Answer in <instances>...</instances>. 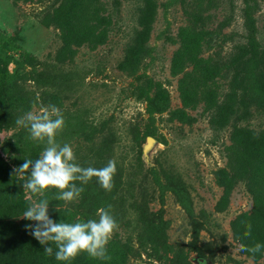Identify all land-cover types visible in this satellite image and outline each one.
<instances>
[{
	"label": "rangeland",
	"instance_id": "1",
	"mask_svg": "<svg viewBox=\"0 0 264 264\" xmlns=\"http://www.w3.org/2000/svg\"><path fill=\"white\" fill-rule=\"evenodd\" d=\"M48 105L77 163L117 162L111 191L93 178L71 203L44 194L56 222L111 206V259L79 264H264L241 249L264 244V0H0V191L9 170L41 199L14 169L46 144L16 120ZM27 200L0 264L26 240V264H58Z\"/></svg>",
	"mask_w": 264,
	"mask_h": 264
},
{
	"label": "clouds",
	"instance_id": "2",
	"mask_svg": "<svg viewBox=\"0 0 264 264\" xmlns=\"http://www.w3.org/2000/svg\"><path fill=\"white\" fill-rule=\"evenodd\" d=\"M16 125L28 130L29 139L46 144L37 159H26L14 169L21 178L28 173V178L23 183L25 192L41 197L39 200L26 197L30 203L22 217L38 222L26 226L30 234L45 246L44 252L48 256L54 254L58 261L69 262L82 253H87L94 259H111L107 246L119 224L110 211V205L98 210V219L56 222L49 215V200L43 197L47 190L55 188L59 190L56 200L71 203L78 200L84 192V187L78 186L77 182L84 185L93 178L104 190L111 191L117 173L116 160L110 159L100 168L83 167L77 163L72 145L57 142L56 137L63 131L66 121L63 112L56 105L42 106L38 112L29 111L17 118ZM243 235H251L250 223L246 225ZM50 242L56 247L55 253L53 247L48 246ZM241 249L256 254L264 249V244H242Z\"/></svg>",
	"mask_w": 264,
	"mask_h": 264
},
{
	"label": "trees",
	"instance_id": "3",
	"mask_svg": "<svg viewBox=\"0 0 264 264\" xmlns=\"http://www.w3.org/2000/svg\"><path fill=\"white\" fill-rule=\"evenodd\" d=\"M13 42V40H12ZM11 48L9 44L4 46L5 48ZM6 177H8L11 187L6 186L7 189L5 191H0V237H6L9 239V235L23 234L21 231L17 229L16 223L13 218L17 215L24 207L27 206V199H25L22 195L18 193V179L11 175V172L6 171ZM38 223L34 221V225ZM9 253L10 257L7 258L9 264H26L28 261V256H30L31 246L28 244L27 240L22 244L16 241L15 243L10 245ZM50 247H53L54 253L56 251V247L51 242L49 243ZM21 251L22 253H17V251ZM51 259L56 261L58 264H65L66 262L58 261L55 259V255L49 256ZM72 264H79L77 259L71 260Z\"/></svg>",
	"mask_w": 264,
	"mask_h": 264
},
{
	"label": "water",
	"instance_id": "4",
	"mask_svg": "<svg viewBox=\"0 0 264 264\" xmlns=\"http://www.w3.org/2000/svg\"><path fill=\"white\" fill-rule=\"evenodd\" d=\"M148 140H149V141H151V140H152V138L149 136V137H148Z\"/></svg>",
	"mask_w": 264,
	"mask_h": 264
}]
</instances>
